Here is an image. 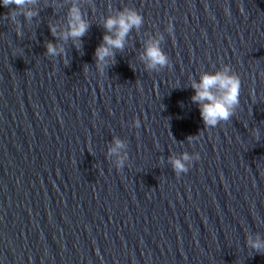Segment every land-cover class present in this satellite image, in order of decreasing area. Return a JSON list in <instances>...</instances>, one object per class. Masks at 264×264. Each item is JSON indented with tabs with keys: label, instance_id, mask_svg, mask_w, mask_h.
Masks as SVG:
<instances>
[{
	"label": "water",
	"instance_id": "95a60500",
	"mask_svg": "<svg viewBox=\"0 0 264 264\" xmlns=\"http://www.w3.org/2000/svg\"><path fill=\"white\" fill-rule=\"evenodd\" d=\"M73 4L78 48L60 38ZM13 7L0 0V264H264L247 243L264 240V0H37L20 35ZM124 8L143 24L101 72L103 22ZM151 39L171 67L146 68ZM225 65L239 106L205 128L190 85ZM182 152L200 159L176 176Z\"/></svg>",
	"mask_w": 264,
	"mask_h": 264
},
{
	"label": "clouds",
	"instance_id": "9594fccd",
	"mask_svg": "<svg viewBox=\"0 0 264 264\" xmlns=\"http://www.w3.org/2000/svg\"><path fill=\"white\" fill-rule=\"evenodd\" d=\"M36 2L37 0H2L4 7L15 6L11 8L6 19L16 26L17 35H20L22 27L18 17L23 16L25 20L30 21L37 13L29 6ZM142 24L143 16L135 8H124L118 11L115 16L110 15L105 18L103 27L106 29V34L103 36V43L95 51L96 65L101 72L114 62L113 49L122 50L129 32L134 28L139 29ZM88 28L89 24L83 18L80 8L73 4L68 12V30L61 33L60 38L65 41L71 38L78 48L79 38L85 35ZM51 31L54 36L57 34L55 27H52ZM167 31L172 33L171 23H169ZM46 48L47 54L50 56L61 55L64 52L62 47L58 48L51 42L47 43ZM141 60L145 62L146 68L149 70L159 71L165 67H171L169 57L160 48L159 39L148 41ZM190 86L194 90L191 99L199 105L200 116L205 128L216 127L220 122L228 121L239 106L240 78L229 65H225L213 73L201 74L199 80H192ZM134 126L140 127L139 119L134 121ZM192 140L194 137L188 138L189 143ZM125 147V143L116 138L113 141V146L109 149V155H117L116 165L118 168H122L125 164L126 155L121 154V150ZM199 159L198 153L190 155L188 152H182L179 156H170L169 163L175 175L180 176L181 173L188 172L193 160ZM247 243L256 252L264 253V240L249 237Z\"/></svg>",
	"mask_w": 264,
	"mask_h": 264
}]
</instances>
